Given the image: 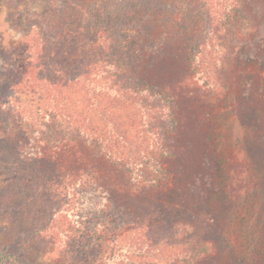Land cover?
<instances>
[{
    "label": "trees",
    "instance_id": "1",
    "mask_svg": "<svg viewBox=\"0 0 264 264\" xmlns=\"http://www.w3.org/2000/svg\"><path fill=\"white\" fill-rule=\"evenodd\" d=\"M59 1L61 13L46 17L45 27L29 23L22 10L13 16L25 36L36 31L30 67L46 108L35 111L14 97L13 85H0V118L9 134L0 144L7 154L17 148L35 160L49 195L39 201L22 177L2 190L6 203L17 202L19 212L32 217L30 233L63 239V264H108L110 238L126 228L123 252L110 264H153V258L253 264L226 246L232 204L213 120L217 76L225 89L238 77L242 108L264 137V77L247 71L264 72V0H225L221 12L218 2L178 0L174 28L151 18L147 0L112 11L94 0ZM69 28L73 38L90 32L110 55L108 64L68 57ZM157 28L163 31L150 30ZM29 143L32 148H24ZM81 191L98 196L88 207L93 212L57 221L55 204ZM163 241L177 250L155 252ZM4 257L26 264L12 253Z\"/></svg>",
    "mask_w": 264,
    "mask_h": 264
},
{
    "label": "rangeland",
    "instance_id": "2",
    "mask_svg": "<svg viewBox=\"0 0 264 264\" xmlns=\"http://www.w3.org/2000/svg\"><path fill=\"white\" fill-rule=\"evenodd\" d=\"M94 1L98 2L103 10L108 11L116 10L118 5L142 2V0ZM210 2H218L220 5L217 9L221 12L223 8L221 4H224L225 0ZM59 4V0H0V85H13L16 89L14 97L25 101L29 108L35 111L43 112L46 108V98L34 81L30 67L34 59L32 38L36 31L33 30V33L25 36L24 31L14 27L13 16L22 10L27 14L29 23L37 21L45 27L46 17L55 19L61 13ZM147 4L150 6L149 15L153 20L156 18L160 24L162 22L166 26L176 27V22L181 16L180 10L176 9L178 0H147ZM142 12L145 14L148 11L143 9ZM163 29L168 30L167 27ZM163 29L150 30L159 32ZM70 33L69 28L63 45L68 57L80 60L89 55L108 64L110 55H107L102 44L94 43L90 32L87 31L85 35V32L80 30L77 38H73ZM247 71L254 73L258 78L264 77V72L257 67L250 66ZM217 79H220L221 86L217 87L218 96L214 108L213 123L216 127L214 136L215 142L224 150L225 166L228 171L222 172L221 176L228 182L226 195L232 204L228 209L230 220L226 227V246L237 259L252 261L253 264H264V137L253 124L248 110L242 108L244 98L240 86L243 79L234 77L227 89L224 88L223 77L217 76ZM260 124L264 131V123ZM189 135L190 132L187 138ZM8 136L6 125L0 118V141L4 142ZM182 142L186 144V138ZM29 147L32 148L30 143L24 146ZM13 151L14 153L7 154L2 143L0 144V264H13L10 258L4 257L7 253L16 255L20 262L26 264H63L65 250L63 239L48 232L40 234L41 236L30 233L32 217L28 214L22 215L17 202L8 205L6 198H3L2 190L15 185L22 177H25L26 186L37 191L39 201L43 202L42 198L49 195L42 185L44 173L38 175L37 167H34L35 160L27 159L28 155L17 148ZM185 156L184 159L189 160V153H185ZM235 165L239 168L234 167ZM68 198L61 204H55L57 221L66 219L74 222L80 215L87 216L89 212H93L88 208L91 200L95 201L98 196L81 191ZM30 200L34 202L35 198ZM39 201L41 205L38 209L41 210L43 207ZM146 224H149L148 221ZM125 231L118 233L115 239L110 238L108 253L103 259L105 263L110 264L117 260L118 254L123 252L119 250L124 243ZM164 242L157 244L154 251L157 252L158 248L168 253L177 250L174 246L166 247ZM211 248L214 250L216 247L211 244ZM153 260L155 261L153 264H167L163 260L154 258Z\"/></svg>",
    "mask_w": 264,
    "mask_h": 264
}]
</instances>
